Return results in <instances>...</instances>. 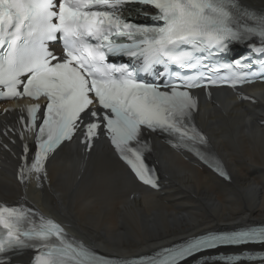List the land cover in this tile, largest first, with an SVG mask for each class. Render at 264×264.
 I'll list each match as a JSON object with an SVG mask.
<instances>
[{"label": "snow or ice", "instance_id": "6c2138e0", "mask_svg": "<svg viewBox=\"0 0 264 264\" xmlns=\"http://www.w3.org/2000/svg\"><path fill=\"white\" fill-rule=\"evenodd\" d=\"M128 3L157 9L153 23L122 18L119 10ZM248 20L255 26H248ZM121 37L129 42L118 43ZM252 37L259 38L260 46L253 44L250 51L264 56V14L238 0H0V98L27 96L37 101L25 106L29 117L25 127L36 131L37 151L30 165L21 166L19 178L24 181L33 171L37 179L46 174L48 154L83 126L88 148L103 130L136 177L155 187L152 169L144 160L148 142L142 128L174 137L177 147L206 143L191 123L197 101L188 89L229 81L236 87L264 75V63L259 73L240 71L242 61L226 64L228 75L223 77L217 75L220 69L205 63L230 43ZM57 41L62 44L61 56L50 49ZM109 55L131 59L109 63ZM155 65L166 71L175 65L194 74H169L163 85L140 78ZM244 67L250 69L251 64ZM41 98L47 102L37 125ZM28 150L25 145L24 152ZM217 171L227 176L219 165ZM249 242L264 243V227L194 236L157 251L146 264H182L204 250ZM14 249L36 250L35 264H115L69 237L52 219L0 204V254ZM218 259L236 264L242 257Z\"/></svg>", "mask_w": 264, "mask_h": 264}, {"label": "bare ground", "instance_id": "6f19581e", "mask_svg": "<svg viewBox=\"0 0 264 264\" xmlns=\"http://www.w3.org/2000/svg\"><path fill=\"white\" fill-rule=\"evenodd\" d=\"M258 7L264 0H249ZM264 88V84L255 85ZM203 121L232 174L225 182L212 172L184 161L163 145L164 195L138 189L122 164L105 148L92 154L83 177L68 174L75 160L70 148L55 157L53 182L46 199L90 243L115 255H135L206 230L264 223V97L256 106L220 100ZM0 190L13 194L7 169L0 171ZM140 197L129 200L131 192Z\"/></svg>", "mask_w": 264, "mask_h": 264}]
</instances>
